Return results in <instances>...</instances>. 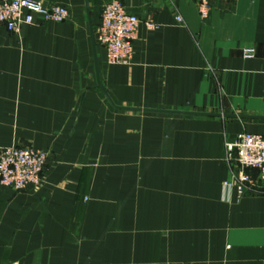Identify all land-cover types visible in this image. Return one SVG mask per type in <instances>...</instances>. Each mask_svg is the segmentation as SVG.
<instances>
[{"label": "crops", "instance_id": "obj_1", "mask_svg": "<svg viewBox=\"0 0 264 264\" xmlns=\"http://www.w3.org/2000/svg\"><path fill=\"white\" fill-rule=\"evenodd\" d=\"M43 1L70 18L0 29V148L50 152L0 186V264H264V179L225 185L226 142L264 132V0H120L129 64L97 41L112 0Z\"/></svg>", "mask_w": 264, "mask_h": 264}, {"label": "built area", "instance_id": "obj_2", "mask_svg": "<svg viewBox=\"0 0 264 264\" xmlns=\"http://www.w3.org/2000/svg\"><path fill=\"white\" fill-rule=\"evenodd\" d=\"M215 1L196 0L202 19L209 18ZM70 16L68 6L48 5L43 0H0V29L12 34H19L25 25L37 21L63 23ZM140 24L139 16L129 12L120 0L104 5L97 41L104 47L109 63L129 64L133 61ZM147 27L155 30L159 25L150 21ZM49 156L47 150L27 145L0 148V186L16 192L40 186ZM225 157L232 172L225 185L235 187L240 194L254 188L258 179H264V132L237 134L226 142ZM251 170L258 172L257 178L251 175Z\"/></svg>", "mask_w": 264, "mask_h": 264}, {"label": "rangeland", "instance_id": "obj_3", "mask_svg": "<svg viewBox=\"0 0 264 264\" xmlns=\"http://www.w3.org/2000/svg\"><path fill=\"white\" fill-rule=\"evenodd\" d=\"M27 146H31V145H27ZM48 151V150H47ZM49 152V151H48ZM49 154H50V152H49Z\"/></svg>", "mask_w": 264, "mask_h": 264}]
</instances>
